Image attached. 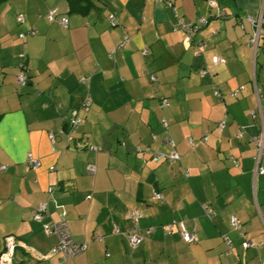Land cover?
Masks as SVG:
<instances>
[{
	"label": "crops",
	"instance_id": "obj_1",
	"mask_svg": "<svg viewBox=\"0 0 264 264\" xmlns=\"http://www.w3.org/2000/svg\"><path fill=\"white\" fill-rule=\"evenodd\" d=\"M71 2L83 14L71 13ZM263 2L2 0L0 252L11 236L13 264H264V175L254 176L252 142L264 134V62L248 44V18ZM52 8L66 28L46 19ZM199 18L208 24L194 37L204 43L197 53L173 28ZM258 106L261 120L250 115ZM40 204L47 214L38 220ZM130 210L139 214L134 230ZM62 217L70 239L85 244L65 260L44 230ZM181 221L195 242H183L177 226L164 232ZM130 230L141 238L136 247Z\"/></svg>",
	"mask_w": 264,
	"mask_h": 264
},
{
	"label": "built area",
	"instance_id": "obj_2",
	"mask_svg": "<svg viewBox=\"0 0 264 264\" xmlns=\"http://www.w3.org/2000/svg\"><path fill=\"white\" fill-rule=\"evenodd\" d=\"M167 5H170V3L168 1H165ZM210 5H214L213 3H210ZM46 19L49 22H57L60 26H62L63 28H66L68 25V20L65 16H59L58 14V9L57 8H52L48 11V13L46 14ZM108 20L109 23L113 26L115 25L116 21L114 19L113 15L108 16ZM249 22L252 24L253 27V34L252 37L249 39L248 44L250 46H252L253 48V56L258 54L260 45L259 42L262 40V46L261 48H264V2L262 5V8L260 9V11L252 17L248 18ZM16 21L18 23H21L23 21L21 16H18ZM201 24H203V21H200ZM178 27H180L188 36V40L191 42V37L192 35L197 31V27H193L190 26V24H185L184 22H182L181 20L178 21ZM19 37L21 39L24 38V36L22 34L19 35ZM202 46L201 43H193V47L195 50H197V53L199 52L200 47ZM143 55L147 54L146 50L142 51ZM257 56V55H256ZM23 59V56H21ZM224 63L223 59H220L218 57H212V64L213 65H217V64H222ZM206 73V70H203L200 72V76H203ZM83 82H85V78L81 79ZM150 80L153 81L154 78L151 76ZM17 82L20 86H23L26 84V75L24 72L20 71L19 74L17 75ZM255 74L253 75L252 78V84H253V90H254V95L256 96V101L259 104L261 96L259 94V90L256 88L255 86ZM213 89V93L214 96L220 98V86H216L213 85L212 87ZM239 90H236L234 92H232L230 95L234 96ZM162 106H166L167 105V100L163 99L161 101ZM89 104L85 103L84 107H88ZM250 115L255 118L257 115L259 116V119L261 120V111H260V107L258 106V109L254 112L252 111L250 113ZM79 120L76 119L75 121H73L71 123V130L73 131L77 124H78ZM261 125H262V121H261ZM243 135V130L240 129L236 135V137L239 139L241 138ZM202 142H206V137L202 138ZM252 142L254 144L255 150H256V154L254 157V176H258V175H264V165H263V159H264V134L261 132V134L257 137L252 138ZM187 143L190 147H192L194 145V141L193 139H187ZM85 146V145H84ZM94 151L97 150V148L91 147ZM156 160V157L154 158ZM170 159L172 161L178 160V156L175 152H173L170 156ZM29 163L32 167H37V162L33 161V160H29ZM5 166L0 167V170H4ZM90 172H92V169H90ZM185 172V176H187V170L184 171ZM48 193H52V189L48 188ZM153 198L157 201H161L162 198L160 196V194L158 193H154L153 194ZM47 214V210H46V205L45 204H40L35 213H34V217L38 220H41L45 215ZM126 218L129 219L132 224H133V229L137 228V222H138V218H139V214L136 211H130L127 212L126 214ZM232 223L235 225V220H232ZM174 226H177V228L179 229L180 232V236L181 239L183 240V242H185L186 244H190L196 241V236L192 233L186 230L183 222H173L170 224L165 225L164 227V232L166 234L171 233L172 229L174 228ZM44 230L46 234H55L58 238V243L55 246L53 253H60L63 256V259L67 258V257H76L77 255L81 254L82 252H84L85 250V244H78L73 242L70 239V235L68 232V224L66 222V220L62 217L60 218V220L58 222L55 223H51V224H46L44 226ZM127 232V239H128V243L131 247H136L139 245L141 238L136 236V235H132L130 234L131 231ZM151 229H148V232H150ZM4 248L3 250L0 252V264H13V258H14V251L15 248L17 247L15 239L11 236H8L4 239ZM264 244V241H263ZM246 246L251 247L253 246V242L251 240L246 241Z\"/></svg>",
	"mask_w": 264,
	"mask_h": 264
},
{
	"label": "trees",
	"instance_id": "obj_3",
	"mask_svg": "<svg viewBox=\"0 0 264 264\" xmlns=\"http://www.w3.org/2000/svg\"><path fill=\"white\" fill-rule=\"evenodd\" d=\"M2 0H0V2H1ZM87 2H89V1H87ZM169 2V1H168ZM170 3V2H169ZM88 5H90V3L88 4ZM80 7L78 6V4H77V2H71L70 3V12L71 13H79V14H83L82 13V11L80 12L78 9H79ZM84 8V7H83ZM81 9H82V7H81ZM86 9H87V7H85V10H84V12H87L86 11ZM22 17V16H21ZM179 20H181V19H178L177 21H176V24L174 25V30H181L183 33H184V35H185V37H186V39H187V41L190 43V44H193V43H201L202 44V46L200 47V50L204 47V43L202 42V41H195L194 40V37H195V35H196V33L200 30V29H202L203 27H205V26H207V24H208V21L206 20V19H203V18H199L197 21H195V22H188V23H186V22H184L185 24H190V26H193V27H197V31L192 35V39H191V42L188 40V36L186 35V33L180 28V27H178L177 25H178V21ZM182 21V20H181ZM200 21H203V24H201L200 23ZM18 25H19V23H18ZM111 25V24H110ZM115 25H116V23H115ZM115 25H113V26H115ZM27 33V31L25 32H21V33H19V35L20 34H22L23 36H25V34ZM216 33H217V31H212L211 32V36H214V35H216ZM19 35H18V38L20 39V40H23V39H21L20 37H19ZM262 50H264V49H262ZM259 51H260V49H259ZM259 51H258V53H259ZM213 57H218V56H213ZM218 58H220V57H218ZM220 59H222V58H220ZM211 60H212V58H211ZM224 60V59H223ZM225 62V61H224ZM222 64H224V63H222ZM217 65H220V64H217ZM214 66H216V65H214ZM19 69H20V71H22V72H24L25 73V75H26V82H27V74H26V70H25V67H24V64L23 63H21L20 65H19ZM203 70H206V73L204 74V75H206L207 73H208V70L207 69H201L200 71H199V75H200V72L201 71H203ZM19 74V73H18ZM255 74V81H256V73H254ZM203 75V76H204ZM153 78H154V80L153 81H155V77L153 76V75H151ZM150 76V77H151ZM203 76H201V77H203ZM150 77H149V79H150ZM151 81V80H150ZM153 81H151V82H153ZM214 85H216V84H214ZM217 86V85H216ZM218 86H220V89H221V85H218ZM213 87V86H212ZM220 92V91H219ZM163 100V99H162ZM161 100V101H162ZM69 127V125L67 126V128ZM69 130H71V127H69L68 128ZM74 131V130H73ZM130 211H133V210H130ZM130 211H128V212H130ZM134 211H136V210H134ZM137 212V211H136ZM138 213V212H137ZM138 227V226H137ZM141 242V241H140ZM140 244V243H139Z\"/></svg>",
	"mask_w": 264,
	"mask_h": 264
},
{
	"label": "rangeland",
	"instance_id": "obj_4",
	"mask_svg": "<svg viewBox=\"0 0 264 264\" xmlns=\"http://www.w3.org/2000/svg\"><path fill=\"white\" fill-rule=\"evenodd\" d=\"M201 52V50L199 49V53ZM257 55V56H256ZM253 56V61H256V58L261 56L259 59L263 58V62H264V51L260 50L258 54H256ZM263 56V57H262Z\"/></svg>",
	"mask_w": 264,
	"mask_h": 264
},
{
	"label": "bare ground",
	"instance_id": "obj_5",
	"mask_svg": "<svg viewBox=\"0 0 264 264\" xmlns=\"http://www.w3.org/2000/svg\"><path fill=\"white\" fill-rule=\"evenodd\" d=\"M217 98V97H216ZM235 229V228H234ZM197 238V237H196ZM226 240V239H225ZM27 251V250H26ZM40 258V257H39ZM42 258V257H41ZM65 260V259H64Z\"/></svg>",
	"mask_w": 264,
	"mask_h": 264
}]
</instances>
